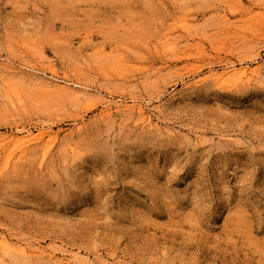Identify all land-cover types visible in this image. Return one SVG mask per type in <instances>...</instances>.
Here are the masks:
<instances>
[{
    "label": "rangeland",
    "instance_id": "obj_1",
    "mask_svg": "<svg viewBox=\"0 0 264 264\" xmlns=\"http://www.w3.org/2000/svg\"><path fill=\"white\" fill-rule=\"evenodd\" d=\"M0 233L49 249L0 264H264V0H0Z\"/></svg>",
    "mask_w": 264,
    "mask_h": 264
},
{
    "label": "bare ground",
    "instance_id": "obj_2",
    "mask_svg": "<svg viewBox=\"0 0 264 264\" xmlns=\"http://www.w3.org/2000/svg\"><path fill=\"white\" fill-rule=\"evenodd\" d=\"M186 22V21H185ZM180 23H183V22H180ZM187 23V22H186ZM181 26V25H180ZM185 26V25H184ZM183 27V26H182ZM176 28V27H175ZM177 28H179V27H177ZM186 31V30H185ZM190 31V30H189ZM166 35H169V34H166ZM165 37H168V36H165ZM173 38V37H172ZM179 38V37H178ZM167 40H168V38H167ZM170 40V39H169ZM176 40V39H175ZM171 42V44H172V41H170ZM167 43V42H166ZM166 43H165V45H166ZM169 43V42H168ZM175 43H176V41H175ZM174 43V41H173V44H175ZM164 44V43H163ZM168 45V44H167ZM170 45V44H169ZM175 46H176V44H175ZM162 48V47H161ZM167 49V48H166ZM174 50V48H173V46H171L170 47V49H167V50H170V52H174L173 50ZM176 49V48H175ZM172 50V51H171ZM185 50V49H184ZM163 51V50H162ZM180 51V50H179ZM165 52H166V50H165ZM169 52V53H170ZM118 64V63H117ZM121 64V63H120ZM125 64H126V62H125ZM260 64V63H259ZM115 65V64H114ZM128 66V65H127ZM256 66H258V65H256ZM121 67H124V66H121ZM249 68V67H248ZM250 69V68H249ZM257 69H259V68H255L253 71H257ZM55 71H56V69H54ZM247 69H246V66L244 67H241V68H234V69H232V70H226L225 69V71H223V72H217V73H212L213 75L212 76H214V80L217 82V85H220V84H218V83H220L221 82V80H223L225 77H227L228 75H231L232 74V76H233V74H237L238 73V75H239V73L241 72V74L240 75H242V73L243 72H247L246 71ZM260 70V69H259ZM259 70H258V73H259ZM54 71V72H55ZM251 71V70H250ZM252 72V71H251ZM53 73V72H52ZM56 74V73H55ZM237 75V76H238ZM246 75V74H245ZM243 76V75H242ZM248 76V75H247ZM251 76V75H250ZM54 78H56V77H54ZM206 79H207V77H205ZM239 78V77H238ZM238 78H235V79H238ZM243 79H245V78H243ZM57 80V79H56ZM202 80V79H201ZM200 80V81H201ZM208 80V79H207ZM227 80V79H226ZM239 80V79H238ZM241 81H243L242 80V78L240 79ZM239 80V81H240ZM246 80V79H245ZM234 81H236V80H234ZM239 81H237V84H239L240 82ZM248 83H250V79H248V77H247V80H246ZM245 81V82H246ZM254 81V80H253ZM56 82V81H55ZM199 82V81H198ZM198 82H196V83H198ZM224 82H226L225 80H224ZM232 81H230V83H231ZM239 82V83H238ZM244 81L242 82V83H244V84H246ZM51 83V82H50ZM49 83V84H50ZM227 84V83H226ZM233 84V83H232ZM236 84V83H235ZM64 85V84H63ZM69 85V84H68ZM67 85V86H68ZM60 86V85H59ZM64 87V86H63ZM74 88V87H73ZM71 89V88H70ZM82 89H84L83 88V86H82ZM75 91H76V88L74 89ZM73 90V91H74ZM71 92V91H70ZM85 92H88V90L86 91V90H81V89H78L77 91H76V94L75 95H73V96H75L76 98H78V99H81L82 97H80L83 93H85ZM75 93V92H74ZM74 93H72V94H74ZM86 94V93H85ZM84 94V95H85ZM88 94H90V93H88ZM88 94H87V96H88ZM91 95L92 94H90L89 95V97H91ZM89 99H91V98H89ZM108 103V102H107ZM116 106V108H114L113 107V105L112 104H109L108 106H107V108H106V110H104V111H106V114L109 116L110 114H113L114 112L112 111L113 110V108H114V110L116 111V112H122V111H124V112H127V111H134V112H137L139 115H140V117H141V119H142V122H140L141 124L143 123L144 125H146L145 127H150V126H152V124L153 125H155L154 124V122H153V120H154V118L152 117V115H151V112L150 111H148L147 110V108H149L148 106L149 105H147V103L146 104H143V103H140V102H138V103H136L135 102V104L134 105H130V104H118L117 102H116V104H115ZM105 113V112H104ZM102 116V115H101ZM103 117H105V114H104V116ZM157 125H159L158 123H157ZM155 127V126H154ZM157 127V126H156ZM152 128H153V126H152ZM53 128H51V127H47V128H42V129H40L39 130V132H37V133H34V132H30V133H24V134H10L9 136H7L3 141L4 142H6L7 144H11V145H13L14 144V146H15V144H23V145H21V146H24L25 144H29V142H37V141H39L40 139H43L45 136H50V137H54V138H57L58 136H59V133L58 132H54L53 130H52ZM79 129H82V127L81 128H79ZM68 142H70V141H68ZM74 146V145H73ZM70 148V147H69ZM72 151V153L73 152H75V149L74 148H72L71 149ZM76 152L78 153V151H77V149H76ZM30 152H28V151H24V155L23 156H27L28 154H29ZM33 153V152H32ZM31 153V154H32ZM10 154H16V152L14 151V150H12L11 152H10ZM79 154V153H78ZM79 156V155H78ZM71 157H73V156H71ZM76 157V156H75ZM45 158L46 157H44L43 156V158H41L42 159V161H40L41 162V165L43 166V164H44V160H45ZM73 160H75V159H73ZM42 166H40L41 168H42ZM2 233H0V251H2V250H4L5 252H7L8 250H14V251H18V252H20V254L21 253H23V255H31V254H36V255H38V254H44V253H46V252H48V250H46V249H43V248H41V246L39 247H35V248H32V247H30L31 245L27 242L26 244H25V242L24 243H20V244H18L16 241H14V242H16L14 245H16V246H14V245H12V240H14V239H11L10 237H8V236H6V234H4V235H1ZM22 241V240H21ZM18 244V245H17ZM27 244H29L30 246H28ZM35 246V245H34ZM47 248V247H46ZM55 251V250H54ZM8 252H10V251H8ZM50 252V251H49ZM1 253H3V252H1ZM0 253V254H1ZM52 253H53V255H54V252L52 251ZM7 254V253H6ZM2 255H5V254H2ZM1 256V255H0ZM2 257V256H1ZM0 257V258H1ZM80 257H76L75 256V258H74V262L75 263H73V264H76L77 262L76 261H79L80 262ZM2 261L1 262H3V259H1ZM82 260V259H81ZM83 261V260H82ZM4 263H6L5 261L3 262V264ZM70 262L68 261L67 262V264H69ZM81 263V262H80Z\"/></svg>",
    "mask_w": 264,
    "mask_h": 264
}]
</instances>
